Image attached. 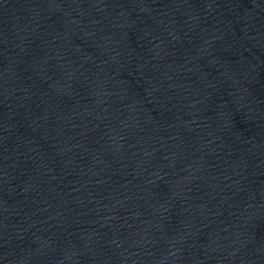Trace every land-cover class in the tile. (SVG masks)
<instances>
[{"label": "water", "instance_id": "obj_1", "mask_svg": "<svg viewBox=\"0 0 264 264\" xmlns=\"http://www.w3.org/2000/svg\"><path fill=\"white\" fill-rule=\"evenodd\" d=\"M0 264H264V0H0Z\"/></svg>", "mask_w": 264, "mask_h": 264}]
</instances>
